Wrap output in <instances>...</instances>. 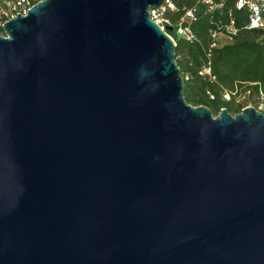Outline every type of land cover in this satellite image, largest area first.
Here are the masks:
<instances>
[{
    "label": "water",
    "instance_id": "1",
    "mask_svg": "<svg viewBox=\"0 0 264 264\" xmlns=\"http://www.w3.org/2000/svg\"><path fill=\"white\" fill-rule=\"evenodd\" d=\"M161 1L1 24L0 264H264V114L184 100Z\"/></svg>",
    "mask_w": 264,
    "mask_h": 264
},
{
    "label": "trees",
    "instance_id": "2",
    "mask_svg": "<svg viewBox=\"0 0 264 264\" xmlns=\"http://www.w3.org/2000/svg\"><path fill=\"white\" fill-rule=\"evenodd\" d=\"M234 2L217 0L208 8L195 0H173L174 9L165 14L169 25L164 29L175 43L183 98L191 105L207 107L213 115L220 108L235 114L247 103L255 105L257 91L264 92L263 31L248 28L249 10L235 8ZM185 9H193L192 17L183 21L191 39L175 32ZM230 22L235 31L226 34L225 26ZM211 32L216 33L214 37ZM205 67L208 73L202 72ZM225 92L229 94L227 100L222 97Z\"/></svg>",
    "mask_w": 264,
    "mask_h": 264
},
{
    "label": "built area",
    "instance_id": "3",
    "mask_svg": "<svg viewBox=\"0 0 264 264\" xmlns=\"http://www.w3.org/2000/svg\"><path fill=\"white\" fill-rule=\"evenodd\" d=\"M37 1L39 0H0V35H3L1 24L4 21L14 17L16 13L21 15L25 14L26 10ZM216 1L217 0H195V2L206 5L208 8L215 6ZM234 6L235 8L244 6L249 10V21L247 27L261 29L263 31L262 38H264V15H262V13H264V0H235ZM173 9V0H162L158 5L149 9L150 19L155 21L161 27L169 25V21L165 14L167 11H172ZM192 15L193 9H185L175 27V32L184 36L186 39H191L192 33L186 25H183V21L191 18ZM234 31L235 30L232 28L231 22L225 26L226 34H233ZM215 34V32H211V37H214ZM213 45V43L210 44V46ZM202 72L208 73V68H203ZM222 97L227 100L229 99V94L225 92ZM256 99L257 101L255 105H251L249 103L248 105L264 114V92L258 90L256 93Z\"/></svg>",
    "mask_w": 264,
    "mask_h": 264
},
{
    "label": "rangeland",
    "instance_id": "4",
    "mask_svg": "<svg viewBox=\"0 0 264 264\" xmlns=\"http://www.w3.org/2000/svg\"><path fill=\"white\" fill-rule=\"evenodd\" d=\"M247 105H248V103H247ZM232 114V113H231Z\"/></svg>",
    "mask_w": 264,
    "mask_h": 264
}]
</instances>
